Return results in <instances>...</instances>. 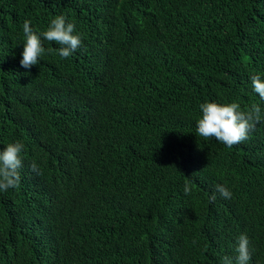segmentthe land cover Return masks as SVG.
<instances>
[{
    "label": "trees",
    "instance_id": "obj_1",
    "mask_svg": "<svg viewBox=\"0 0 264 264\" xmlns=\"http://www.w3.org/2000/svg\"><path fill=\"white\" fill-rule=\"evenodd\" d=\"M59 15L80 47L61 58L41 35L39 63L21 67L24 21L41 34ZM252 75L264 0H0V150L24 145L20 186L0 191V264H235L241 234L264 264ZM211 101L262 120L231 148L205 140Z\"/></svg>",
    "mask_w": 264,
    "mask_h": 264
},
{
    "label": "clouds",
    "instance_id": "obj_2",
    "mask_svg": "<svg viewBox=\"0 0 264 264\" xmlns=\"http://www.w3.org/2000/svg\"><path fill=\"white\" fill-rule=\"evenodd\" d=\"M24 44L21 67L30 69L39 63L40 57L45 52L42 46L41 35L48 42H55L60 47L57 49L61 58L70 57L81 45L82 40L79 34L75 33V25L66 22L63 15L56 16L51 20L49 27L41 34H37L31 27L30 21L25 20L22 25ZM253 89L258 93L261 100H264V80L258 75L250 77ZM202 110L201 117L197 120L196 135L205 140L215 138L219 143L233 147L249 138V134L260 123L261 108L253 105L248 111L240 110L238 103L220 104L214 101L204 102L199 105ZM24 145L20 142L9 143L3 150H0V191L7 192L20 186L22 159L20 153ZM31 169L39 174V166L35 161ZM216 192L225 199H230L231 191L224 184L216 185ZM192 191L188 182H185L184 192L189 194ZM215 199V193L210 197ZM235 264H248L251 259L249 250V239L246 234L238 237L236 246ZM223 264H233V258L223 257Z\"/></svg>",
    "mask_w": 264,
    "mask_h": 264
}]
</instances>
